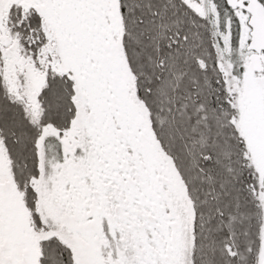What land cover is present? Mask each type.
Returning a JSON list of instances; mask_svg holds the SVG:
<instances>
[{"label":"snow or ice","instance_id":"obj_1","mask_svg":"<svg viewBox=\"0 0 264 264\" xmlns=\"http://www.w3.org/2000/svg\"><path fill=\"white\" fill-rule=\"evenodd\" d=\"M0 264H264V0H0Z\"/></svg>","mask_w":264,"mask_h":264}]
</instances>
